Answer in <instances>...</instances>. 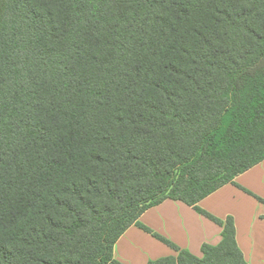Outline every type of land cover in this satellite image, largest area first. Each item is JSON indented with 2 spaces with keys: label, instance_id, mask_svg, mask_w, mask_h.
Segmentation results:
<instances>
[{
  "label": "trees",
  "instance_id": "1",
  "mask_svg": "<svg viewBox=\"0 0 264 264\" xmlns=\"http://www.w3.org/2000/svg\"><path fill=\"white\" fill-rule=\"evenodd\" d=\"M262 161L264 0H0V264L179 251L138 222L167 199L221 241L147 264H247L196 204Z\"/></svg>",
  "mask_w": 264,
  "mask_h": 264
},
{
  "label": "crops",
  "instance_id": "2",
  "mask_svg": "<svg viewBox=\"0 0 264 264\" xmlns=\"http://www.w3.org/2000/svg\"><path fill=\"white\" fill-rule=\"evenodd\" d=\"M234 182L237 186L226 184L196 206L223 222L231 217L243 260L247 264H264V206L257 199L264 200V161L237 176ZM138 222L179 251L196 257H201L203 245L216 246L221 241L222 227L181 201L167 199L144 211ZM179 251L132 225L114 244L112 256L120 264H147L176 257Z\"/></svg>",
  "mask_w": 264,
  "mask_h": 264
}]
</instances>
